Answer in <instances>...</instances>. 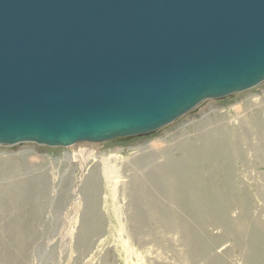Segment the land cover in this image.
I'll return each instance as SVG.
<instances>
[{
  "label": "rangeland",
  "instance_id": "obj_1",
  "mask_svg": "<svg viewBox=\"0 0 264 264\" xmlns=\"http://www.w3.org/2000/svg\"><path fill=\"white\" fill-rule=\"evenodd\" d=\"M252 120L261 122L258 132ZM217 131L239 136L234 155L228 144L213 146ZM189 146L208 158L207 170H198L208 182L194 187L192 204H181L168 195L175 184L153 183L149 171L167 156L189 162L177 152ZM192 165L178 177L190 180ZM109 170L117 174L107 178ZM90 179L95 185L85 184ZM24 182L21 202L4 196L9 184ZM0 264H264V81L205 99L143 136L1 144Z\"/></svg>",
  "mask_w": 264,
  "mask_h": 264
},
{
  "label": "water",
  "instance_id": "obj_2",
  "mask_svg": "<svg viewBox=\"0 0 264 264\" xmlns=\"http://www.w3.org/2000/svg\"><path fill=\"white\" fill-rule=\"evenodd\" d=\"M264 81V0H0V145L126 140Z\"/></svg>",
  "mask_w": 264,
  "mask_h": 264
},
{
  "label": "bare ground",
  "instance_id": "obj_3",
  "mask_svg": "<svg viewBox=\"0 0 264 264\" xmlns=\"http://www.w3.org/2000/svg\"><path fill=\"white\" fill-rule=\"evenodd\" d=\"M257 120V119H256ZM256 120H252L253 121V126H254V128H256L257 129V132L259 131V129L261 128V122L260 121H256ZM253 128V129H254ZM220 130V129H219ZM158 134V133H157ZM215 136H214V145L213 146H216V147H220V146H224V144H226V147H227V144H228V150H227V153L231 156V153L233 154L234 153V148H235V142H236V140L238 139V137L239 136H237V134H235V132L234 133H231V134H228L227 136L225 135H222V134H220V132L219 131H217V132H214L213 133ZM207 137V136H206ZM180 143V142H179ZM225 147V148H226ZM227 149V148H226ZM180 152V154H184V156H186L188 159H190L189 160V162H187V163H185V164H181V162L182 161H174V160H171V159H168L167 157H165V161L163 162V163H159V164H157V165H154V166H151V169H150V173H149V176L151 177V180H152V182L153 183H158V184H162L163 186L164 185H167L168 183H174L175 185L174 186H176V189L174 188L173 190H172V193L171 192H168V195H170V198L171 199H175L176 198V196L178 195V197H177V199H176V201L178 200V202L179 203H186V202H188L189 204H192V200H191V198L192 197H195L194 196V187L196 186V185H206L207 184V182H206V180L204 179V177L200 174V172L198 171V170H201L202 172L203 171H205V170H207V168H208V166H210V165H208V162H209V160H208V158H206L205 159V157L204 156H202L201 154H200V151L198 150V148L197 147H195V146H189V147H185V149H184V147H178V149H177V152ZM236 151V150H235ZM165 155V154H164ZM234 155V154H233ZM183 157V156H182ZM186 157H183V158H185L186 159ZM184 159V160H185ZM134 161V160H133ZM136 162V161H135ZM134 162V163H135ZM180 162V163H179ZM195 163H197V170H196V173H194L193 174V177L190 179V180H183L182 178H180V177H178V176H180L179 175V172H181V170L182 169H184V168H186V167H188V166H193L192 164H195ZM210 163V162H209ZM133 165V164H132ZM134 166H135V164H134ZM139 167V166H138ZM147 167H149V166H147ZM135 168V167H134ZM150 168V167H149ZM196 168V167H195ZM136 169V168H135ZM117 174V171L115 172V171H105V175H106V177L107 178H110V176H115ZM203 174V173H202ZM90 175V174H89ZM229 175V174H228ZM91 176H92V174H91ZM90 176V177H91ZM147 176V175H146ZM170 177H175L176 179H174V180H177V181H173V182H171V180H170ZM136 178V177H135ZM51 179V178H50ZM88 179V178H87ZM150 179V178H149ZM68 180V179H67ZM71 180V179H70ZM139 181V180H138ZM39 182V181H38ZM48 182H49V178H48ZM65 182V181H64ZM147 182H148V180H147ZM36 184V181L35 180H29L28 181V184L29 185H32V184ZM65 183H67V182H65ZM43 184H46V185H48L47 183H46V181H44V183ZM64 184V183H63ZM68 184V183H67ZM85 184H87V185H91V186H93V185H95V179H90V180H87L86 181V183ZM27 183H13V184H9V186H8V189L4 192V196H6L10 201H13V202H16V201H20V200H22V196L24 197V196H26L27 195V193H26V191H27ZM69 185V184H68ZM51 186V185H50ZM86 186V185H85ZM84 186V187H85ZM115 186V185H114ZM44 187V186H43ZM43 187H42V189H43ZM47 187V186H46ZM39 188V187H38ZM37 188V189H38ZM37 189H34V191L32 190V191H28V193L29 192H32L33 194L32 195H35V193L38 191ZM46 189V188H45ZM91 189H93L94 190V187H91ZM89 190V189H88ZM41 191V190H40ZM47 191V190H46ZM85 191H86V189H85ZM88 192V191H87ZM239 193V192H238ZM40 194V193H39ZM233 194H235V193H233ZM3 195V194H2ZM29 195V194H28ZM44 195V194H43ZM89 196L91 195V191H90V194H88ZM87 195V196H88ZM146 193H144L143 195H142V197L143 198H145L146 197ZM236 195V194H235ZM234 195V196H235ZM220 196V195H219ZM223 196V195H222ZM34 197V196H33ZM214 197V196H213ZM235 197H237V196H235ZM36 198V197H35ZM37 198H38V196H37ZM220 198V197H219ZM41 199V198H40ZM195 199V201L197 200L196 198H194ZM215 199V198H214ZM213 199V200H214ZM221 199V198H220ZM9 201V202H10ZM171 201V200H170ZM21 202V201H20ZM38 202H39V200H38ZM178 202H177V204H178ZM215 202H217L218 203V201L217 200H215ZM19 203V202H18ZM17 203V204H18ZM210 203H211V201H210ZM14 203H12L11 205H13ZM60 204V203H59ZM219 204H220V202H219ZM194 205V204H193ZM18 206V205H17ZM191 206V205H190ZM215 206H216V204H215ZM214 206V207H215ZM42 207V206H41ZM195 207V206H194ZM187 208H189V207H187ZM195 209V208H194ZM217 209H220V208H217ZM222 209V208H221ZM188 210V209H187ZM196 210H197V208H196ZM211 210V209H210ZM213 210V209H212ZM223 210V209H222ZM214 211V210H213ZM213 211H210V212H212L213 213ZM219 210H217V212H218ZM166 212V211H165ZM168 212V211H167ZM220 212V211H219ZM218 212V213H219ZM222 212H224V210L222 211ZM221 212V213H222ZM169 213H171V211L169 212ZM169 213H167V214H169ZM221 213H219L220 215H221ZM164 214H166V213H164ZM164 214H162V216L163 217H165L164 216ZM172 214V213H171ZM204 214V213H203ZM215 214H217V213H215ZM219 214H218V216H219ZM205 215V214H204ZM170 218H171V216H170ZM164 219H166V218H164ZM170 226V225H169ZM169 226H168V228H169ZM188 239V238H187ZM190 239V238H189ZM193 240V239H192ZM186 241H188V240H186ZM193 248V247H192ZM194 250H192V252H193ZM200 251V250H199ZM195 252V251H194ZM195 254H196V252H195Z\"/></svg>",
  "mask_w": 264,
  "mask_h": 264
}]
</instances>
